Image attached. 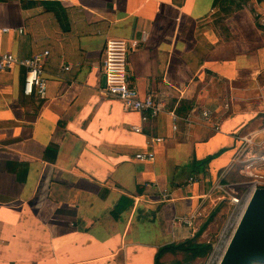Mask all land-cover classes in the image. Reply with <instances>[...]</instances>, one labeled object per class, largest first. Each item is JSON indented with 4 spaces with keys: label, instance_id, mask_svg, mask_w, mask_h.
Returning <instances> with one entry per match:
<instances>
[{
    "label": "crops",
    "instance_id": "0c3cea01",
    "mask_svg": "<svg viewBox=\"0 0 264 264\" xmlns=\"http://www.w3.org/2000/svg\"><path fill=\"white\" fill-rule=\"evenodd\" d=\"M113 37L138 42L130 79L156 117L102 91ZM46 49L45 96L0 70V264H155L200 230L242 137L264 153V0H0V54Z\"/></svg>",
    "mask_w": 264,
    "mask_h": 264
},
{
    "label": "built area",
    "instance_id": "2783aa9c",
    "mask_svg": "<svg viewBox=\"0 0 264 264\" xmlns=\"http://www.w3.org/2000/svg\"><path fill=\"white\" fill-rule=\"evenodd\" d=\"M10 28L5 27L3 31L7 32ZM22 32V29H19ZM138 46V42L132 39L121 37H113L107 40L105 48V59L103 62L104 70V86L102 91L106 95L120 99L125 108L128 110H137L143 112V119L156 117L165 109L163 102L157 101L155 96L147 93L142 96L138 88L130 79V53ZM50 54L48 49L36 52L29 57H18L13 53L5 52L0 54V70H10L15 66L25 69L24 74V92L32 94L36 92L41 96L47 93V79L44 77V63ZM69 69L70 66H65ZM173 119H177V115L171 112ZM206 120H212V113L208 110L203 111ZM176 129L177 126L174 125ZM219 126L216 124L215 129ZM137 132L142 131L141 126H133ZM256 134L250 133L243 136L242 144L236 153L232 164L218 174L217 181L210 188L209 192L204 194L202 198H211L218 193V199H229L233 204L238 205L242 212L245 209L252 193L257 187H264V153L257 155L256 147L260 143L255 139ZM163 141L162 137H152L151 143ZM156 157L154 150L147 152H139L136 158L140 161H152ZM236 169L240 174L252 177L250 186L244 190L242 188L247 182H231L228 177L231 171ZM194 178H190V181ZM163 198H169L168 191L164 189ZM242 214V213H241ZM184 222H194V215L183 217ZM0 238V242H1Z\"/></svg>",
    "mask_w": 264,
    "mask_h": 264
},
{
    "label": "rangeland",
    "instance_id": "374dc122",
    "mask_svg": "<svg viewBox=\"0 0 264 264\" xmlns=\"http://www.w3.org/2000/svg\"><path fill=\"white\" fill-rule=\"evenodd\" d=\"M257 155L263 153L256 148ZM229 181L231 182H247L242 190L247 186H250L252 177L233 174L229 175ZM247 185V186H246ZM218 193L213 195L210 202V206L206 211L205 215L201 217L200 224L207 222L211 214L214 212L215 215L212 220L208 223L204 233L200 236L199 240L211 244L209 251L198 255L195 258H185L183 254L164 256L162 258L163 264H218L223 252L231 239L234 230L237 226L239 218L242 213V209L233 204L229 199H218ZM261 264V263H255Z\"/></svg>",
    "mask_w": 264,
    "mask_h": 264
},
{
    "label": "water",
    "instance_id": "95a60500",
    "mask_svg": "<svg viewBox=\"0 0 264 264\" xmlns=\"http://www.w3.org/2000/svg\"><path fill=\"white\" fill-rule=\"evenodd\" d=\"M264 264V187L254 189L218 264Z\"/></svg>",
    "mask_w": 264,
    "mask_h": 264
},
{
    "label": "trees",
    "instance_id": "16d2710c",
    "mask_svg": "<svg viewBox=\"0 0 264 264\" xmlns=\"http://www.w3.org/2000/svg\"><path fill=\"white\" fill-rule=\"evenodd\" d=\"M220 152H216L214 154L208 155L204 159H201L196 162V168L198 170H203L205 166L215 157H217ZM215 213L213 212L207 222H205L199 231L194 233L192 236L187 238L186 240L179 242H172L160 246L155 255V264H163L162 258L165 254H183L185 258H195L202 253L208 252L211 248V244L207 242H202L199 240L200 236L205 231L208 223L212 220ZM255 264V263H254ZM262 264V263H261Z\"/></svg>",
    "mask_w": 264,
    "mask_h": 264
}]
</instances>
